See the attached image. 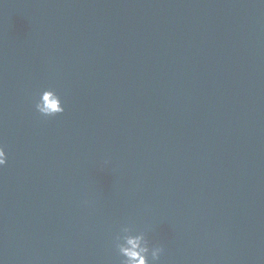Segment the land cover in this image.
<instances>
[{
	"label": "water",
	"instance_id": "95a60500",
	"mask_svg": "<svg viewBox=\"0 0 264 264\" xmlns=\"http://www.w3.org/2000/svg\"><path fill=\"white\" fill-rule=\"evenodd\" d=\"M0 145V264H264V0H0Z\"/></svg>",
	"mask_w": 264,
	"mask_h": 264
},
{
	"label": "clouds",
	"instance_id": "9594fccd",
	"mask_svg": "<svg viewBox=\"0 0 264 264\" xmlns=\"http://www.w3.org/2000/svg\"><path fill=\"white\" fill-rule=\"evenodd\" d=\"M35 109L46 117L55 116L65 111L60 95L52 88L43 90L35 100ZM8 162L4 146L0 145V167ZM114 245L122 257L121 264H158L163 247L152 244L144 231L136 232L131 226L124 225L114 237Z\"/></svg>",
	"mask_w": 264,
	"mask_h": 264
}]
</instances>
